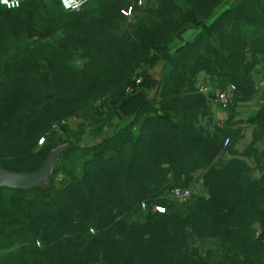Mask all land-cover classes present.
<instances>
[{
  "label": "trees",
  "instance_id": "obj_1",
  "mask_svg": "<svg viewBox=\"0 0 264 264\" xmlns=\"http://www.w3.org/2000/svg\"><path fill=\"white\" fill-rule=\"evenodd\" d=\"M263 58L264 0L0 7V168L33 172L63 148L45 184L0 189V264H264V102L237 120ZM156 66V105L106 134L138 95L126 94L135 76ZM201 79L237 89L223 126ZM86 128L88 146L61 145ZM199 171L203 195L169 200Z\"/></svg>",
  "mask_w": 264,
  "mask_h": 264
},
{
  "label": "rangeland",
  "instance_id": "obj_2",
  "mask_svg": "<svg viewBox=\"0 0 264 264\" xmlns=\"http://www.w3.org/2000/svg\"><path fill=\"white\" fill-rule=\"evenodd\" d=\"M42 1L45 2V1H48V0H42ZM178 42H179V40H176L174 42L173 46L176 45ZM160 70H161V67H157L156 66V68H154L153 70L151 68V70L148 71L149 73L147 74V76H146V73H144V74L143 73H140V74H137L135 76L134 80L136 78L143 80L142 81L143 83L141 84L142 86L139 87L140 89L136 93L138 95L135 94L136 96H133V97L128 96L126 102H124V105L121 104V106L119 108L120 110H119L118 114L115 117H113L111 119H108L109 123L110 122L111 123L107 126V128L105 126V128H106V134L110 135L112 133L114 127H116L115 130L119 128V124L118 123H121V122H124V121L128 120L130 118V116L134 113L136 106H141L142 107V106L148 104L150 107H154L156 105V103L158 102V100H157L158 99L157 92L159 91V81H158V79H159V73H160L159 71ZM100 111H102V110H100ZM62 122H65V126H66L64 128L65 130L63 129L64 130L63 131L64 133H65V131H67V129L69 127H74L75 128V127L78 126V123L75 122V120H73V121H62ZM62 122H61V124H62ZM122 124H120V125H122ZM58 127L59 126L57 125L54 128L57 129ZM79 128H82V127H79ZM93 135L94 134L93 133L91 134L88 129L86 130V133H81V130H79L78 132H72L70 134V137L67 138L68 141H67L66 138H65L66 140L64 138H62L61 145L64 146L65 145V142H68L70 144L71 143H81V145H87L88 146L91 143V141H92ZM250 135H251L250 131H247L246 130V132L244 134V137L240 140V142L238 144V149L240 151H242L251 142V136ZM67 136H68V134H67ZM39 145H42V144L39 143ZM56 165H57V162L54 161V163H53V170H54V167ZM199 189H200V193H199L198 196L201 195L202 187L200 186ZM169 200H171V199H169ZM173 203L176 204L177 202L175 201ZM157 206H159L161 209H164L165 210V207H163L162 205H157ZM140 217H142V216H140ZM138 219H139V217H138Z\"/></svg>",
  "mask_w": 264,
  "mask_h": 264
},
{
  "label": "built area",
  "instance_id": "obj_3",
  "mask_svg": "<svg viewBox=\"0 0 264 264\" xmlns=\"http://www.w3.org/2000/svg\"><path fill=\"white\" fill-rule=\"evenodd\" d=\"M58 1L61 7L66 12H77L87 3L88 0H58ZM22 2L23 0H0V7L6 10H16L21 7ZM141 83H142V79L136 78L133 81V83L127 88L126 94L127 95L136 94L140 89L139 87ZM236 90H237L236 87L233 85L229 86L224 90H215V88H213L206 79H201L200 83L198 84L199 93L205 95L209 99H213L222 110H227L229 108L230 104L233 102V98ZM261 104L263 103L261 102ZM62 124H65V122H62ZM42 141L43 140L40 141V144H42ZM229 144H230V140L229 138H227L224 141V147L225 148L228 147ZM200 186L202 187V183L201 185L198 184L191 189L175 188L169 194V198L177 202H188L194 196L199 195ZM143 207H145V205H143ZM152 209L153 211H158V212L165 211L164 209H161L157 205L153 206Z\"/></svg>",
  "mask_w": 264,
  "mask_h": 264
},
{
  "label": "water",
  "instance_id": "obj_4",
  "mask_svg": "<svg viewBox=\"0 0 264 264\" xmlns=\"http://www.w3.org/2000/svg\"><path fill=\"white\" fill-rule=\"evenodd\" d=\"M63 148L49 153L39 169L33 172H11L0 168V189L30 191L45 183L53 172V163Z\"/></svg>",
  "mask_w": 264,
  "mask_h": 264
},
{
  "label": "crops",
  "instance_id": "obj_5",
  "mask_svg": "<svg viewBox=\"0 0 264 264\" xmlns=\"http://www.w3.org/2000/svg\"><path fill=\"white\" fill-rule=\"evenodd\" d=\"M254 80L256 82V93L252 100L249 102L240 103L237 106V113H238V121H245L246 119L253 116L256 110L261 105V102H264V58L261 60L259 66L257 67V72L255 74ZM214 98V97H213ZM213 115L215 117V121L220 125L223 126L224 122L228 119L229 113L225 110H222L219 105L215 102L213 105ZM226 162V154L220 155L216 161L215 165L219 166ZM204 171H199L195 175V180L198 181V184L201 185V177ZM202 194L205 193L204 188L202 187Z\"/></svg>",
  "mask_w": 264,
  "mask_h": 264
}]
</instances>
